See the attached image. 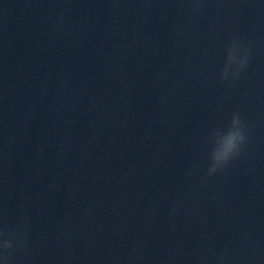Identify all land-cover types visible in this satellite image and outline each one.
<instances>
[{
  "label": "water",
  "instance_id": "water-1",
  "mask_svg": "<svg viewBox=\"0 0 264 264\" xmlns=\"http://www.w3.org/2000/svg\"><path fill=\"white\" fill-rule=\"evenodd\" d=\"M0 229L9 264H264V0H0Z\"/></svg>",
  "mask_w": 264,
  "mask_h": 264
},
{
  "label": "clouds",
  "instance_id": "clouds-1",
  "mask_svg": "<svg viewBox=\"0 0 264 264\" xmlns=\"http://www.w3.org/2000/svg\"><path fill=\"white\" fill-rule=\"evenodd\" d=\"M248 58L249 50L233 39L226 49V62L220 72L221 81L228 78L235 79L246 67ZM244 128L239 112L233 111L225 130L216 135L214 144L208 152L207 175L216 173L239 154L241 146L246 141ZM14 240L15 237L7 238L0 229V264H9L5 250L13 247Z\"/></svg>",
  "mask_w": 264,
  "mask_h": 264
}]
</instances>
